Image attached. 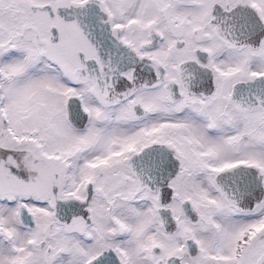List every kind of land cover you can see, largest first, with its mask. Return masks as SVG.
<instances>
[{
  "label": "snow or ice",
  "instance_id": "snow-or-ice-1",
  "mask_svg": "<svg viewBox=\"0 0 264 264\" xmlns=\"http://www.w3.org/2000/svg\"><path fill=\"white\" fill-rule=\"evenodd\" d=\"M0 264H264V0H0Z\"/></svg>",
  "mask_w": 264,
  "mask_h": 264
}]
</instances>
